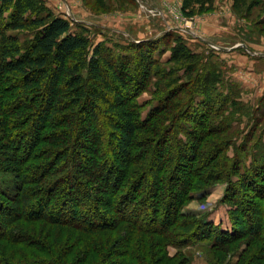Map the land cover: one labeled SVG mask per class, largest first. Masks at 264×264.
Listing matches in <instances>:
<instances>
[{"label": "trees", "instance_id": "obj_1", "mask_svg": "<svg viewBox=\"0 0 264 264\" xmlns=\"http://www.w3.org/2000/svg\"><path fill=\"white\" fill-rule=\"evenodd\" d=\"M78 25L0 0V264H192L193 248L209 264H264V133L235 147L237 91H218L179 30L161 36L174 47L128 40L116 56ZM215 184L229 230L183 208Z\"/></svg>", "mask_w": 264, "mask_h": 264}, {"label": "rangeland", "instance_id": "obj_2", "mask_svg": "<svg viewBox=\"0 0 264 264\" xmlns=\"http://www.w3.org/2000/svg\"><path fill=\"white\" fill-rule=\"evenodd\" d=\"M64 1L39 0V3L53 16L79 22L81 26H74V30L82 27V33L90 39L93 47L99 43L103 44L112 48L116 56L128 53L131 48L128 40L133 44L154 40L153 45L161 50L165 49L167 43L174 47L176 44L173 39L171 42V38L161 36L173 31L176 26L195 33V36L197 32L206 35L213 46L203 45L195 37L184 32H179L177 38L183 40L192 53H206L201 56V62L203 66L208 63L216 66L220 73L216 85L219 92L227 94L231 89L237 91L232 95V99L240 105L236 108L238 117L233 118L235 147L242 144L245 137L251 140L249 145L259 142V135L264 133V123L258 124L261 119L259 112L264 111L263 106L259 107V100L264 96V58L253 56L250 52H264V6H253L256 0H68L73 8ZM227 4H235L240 19H236L233 14L232 18H229L225 9ZM94 26L101 30L93 29ZM10 34L18 36L21 41L29 40L31 36L27 32ZM242 45L248 50L243 49ZM221 47L236 49L228 55H223L219 52L222 51L219 49ZM169 54L170 52L166 51L162 58L168 57ZM177 63L181 66L187 64L184 61ZM148 99L149 95L144 93L138 101L142 103ZM148 109L149 107H146L142 115H145ZM252 115L255 117L253 121H249L248 117L251 119ZM253 127L257 129L252 138L250 133ZM108 136L110 139L112 134L104 136L106 140ZM254 151L263 153L264 136L261 147ZM4 187L7 192H12L10 182H6ZM225 188V184H215L207 193L209 195L196 196V193L194 199L185 204L184 211L188 214L208 215L216 225L223 230H229L227 207L221 204ZM257 191L260 192L259 189ZM243 192L248 190L244 189ZM248 194L253 197V191ZM167 252L171 257L174 250L170 248ZM188 252L192 256V264H209V259H216L213 252L207 253L204 248H193Z\"/></svg>", "mask_w": 264, "mask_h": 264}, {"label": "crops", "instance_id": "obj_3", "mask_svg": "<svg viewBox=\"0 0 264 264\" xmlns=\"http://www.w3.org/2000/svg\"><path fill=\"white\" fill-rule=\"evenodd\" d=\"M64 2L66 4H68V5H70L71 8L74 7L68 0H65ZM225 9H226V11L228 13L229 18H232V13L230 11V4L225 5ZM173 29L174 30H179L180 32H184V34L186 33L188 36L191 35L193 38L195 37V39H197L198 41H200L201 44H203V45L213 46L212 42H210L208 40V37H206V35H204V34H200V33L197 32V34L195 36V33H192L191 31H188V30L181 29V27H177V26L176 27H173ZM242 46H245V45H242ZM219 49H222V54L223 55H228L229 52H231L232 50H234V47H232V48L221 47ZM250 54L253 55V56H257V57H264V56H262V55H264V52H262V53H255V52L253 53V52H250Z\"/></svg>", "mask_w": 264, "mask_h": 264}, {"label": "water", "instance_id": "obj_4", "mask_svg": "<svg viewBox=\"0 0 264 264\" xmlns=\"http://www.w3.org/2000/svg\"><path fill=\"white\" fill-rule=\"evenodd\" d=\"M234 48H235V47H234ZM242 48L246 49V47H245V46H242ZM262 56H264V55H262Z\"/></svg>", "mask_w": 264, "mask_h": 264}, {"label": "built area", "instance_id": "obj_5", "mask_svg": "<svg viewBox=\"0 0 264 264\" xmlns=\"http://www.w3.org/2000/svg\"><path fill=\"white\" fill-rule=\"evenodd\" d=\"M67 17V16H66Z\"/></svg>", "mask_w": 264, "mask_h": 264}]
</instances>
